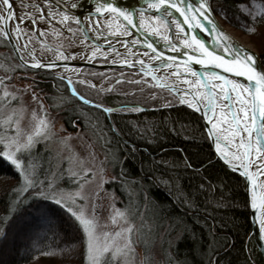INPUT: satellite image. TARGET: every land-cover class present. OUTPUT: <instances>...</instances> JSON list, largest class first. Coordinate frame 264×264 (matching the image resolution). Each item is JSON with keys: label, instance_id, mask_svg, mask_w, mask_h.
<instances>
[{"label": "snow or ice", "instance_id": "obj_1", "mask_svg": "<svg viewBox=\"0 0 264 264\" xmlns=\"http://www.w3.org/2000/svg\"><path fill=\"white\" fill-rule=\"evenodd\" d=\"M57 5L60 0H56ZM67 5V0H64ZM147 9L153 10L154 14L149 17L144 9L121 8L116 6L110 0H97L94 12H90L86 20L91 21L93 15L97 17H111L113 14L117 20H122L123 23H117L116 30L110 31V36L115 37H131L132 32L129 28L143 29L147 36H156L162 38L169 46L173 53H179L183 50V55L186 59L182 65L177 63V56H166L164 52L159 51L151 40L132 39L131 45H143L147 50L143 53L133 52L128 40H124L122 46L127 49L128 55L137 57L142 55L145 59L134 58L121 59V66L134 68L140 66L141 79H129L127 81L118 79L117 84L128 83L134 85H146L149 88H157L176 93L179 98V103L187 105L196 112H200L203 119L207 121L210 128L207 130L209 139L215 141V152L219 159L231 168L233 171L242 169L240 175L246 177L251 186V207L259 209V240L264 241V192L259 196L255 191L257 187V177H264V60L261 56L251 51L250 49L239 45L233 40L215 21L212 17L213 8L211 0H198V3L193 4L190 0H146ZM79 5L76 2L70 4L71 8H76ZM44 7L48 8L47 16L45 15ZM21 15L17 16L14 9V0H0V37L12 39L11 33H16L17 47L16 53H24L19 55L20 64L17 68L30 69H52L57 66V61H67L75 58V54H68L64 50V43L61 41L55 50L51 46L41 42V48L47 49L49 52H54L55 60H45L35 55V49L29 50V44L38 33L40 37H44L46 32L38 28V22H44L49 17H59L58 23L63 25L68 36L64 39L68 41V46H74L77 33L83 36L80 44L88 39L84 28L79 27L82 21L77 17L73 18L67 13V7L63 11H52V0H44V6L39 3H25L20 0ZM238 9L250 18L251 23L246 24L244 29L246 33L257 35L260 34L261 24H264V0L257 4L255 0H242L238 4ZM137 13L139 15V23L136 22ZM182 19H177L176 15ZM227 19L226 13L224 14ZM15 21L14 29L6 27V22ZM30 23L33 28L31 35L24 30L23 24ZM75 23L78 27L74 31L70 26ZM100 21L97 19L95 23H89L87 28L89 31H99ZM112 27L111 23L108 25ZM173 28H175V38L178 44L173 39ZM207 34L211 39L209 41L202 40L196 31ZM54 37H61L63 33L53 31ZM25 36L28 37L27 42L19 45V41ZM104 39L108 46V52H104L100 45L95 44L91 54L87 56L88 60H94L97 56H102L108 59V53H114L116 57H120L115 47L111 44L107 37L97 35L95 40ZM119 42V41H118ZM209 44L212 47H209ZM182 46V47H181ZM219 49L220 52L216 51ZM190 50V52L188 51ZM26 56L28 58H26ZM116 63V60L112 61ZM158 62V63H157ZM192 64L200 65L202 68L209 67L223 69L225 73H233L236 77H244L247 84L241 83L238 80L228 79L215 71L198 72L192 68ZM4 71H15L7 66L0 65ZM183 68V71H181ZM162 70H167L163 71ZM75 71V70H73ZM160 73V74H158ZM95 75V74H94ZM123 76V73H121ZM180 83L187 85L186 90H178L175 83H169L170 78H176ZM191 77V79L189 78ZM61 80L64 76H59ZM148 78L154 83L149 84ZM10 76L0 79V84L4 85L0 101H3V107L12 104L17 96L15 93L9 92L7 89L6 80H10ZM77 83L87 85L89 88L96 86L87 80H78ZM67 86L71 91V95L80 100L84 105H90L95 108H101L105 113H112L120 109L104 107L102 104L94 103L91 99L86 98L75 87L71 77L67 79ZM30 87V86H29ZM111 86L101 88L99 91L111 92ZM139 91L143 92L144 88ZM127 95V94H126ZM33 100H38V96L33 93ZM152 99H156L155 93ZM164 107H170L171 101H167ZM127 107V106H125ZM40 111L44 112L34 129L30 134H27L23 143L20 141V119L23 118L24 109L13 108L11 113L4 119L0 120V128L5 125L8 129L14 131V135L8 138L5 144L6 148L15 146V152L5 151L0 153L15 166L19 180L17 185L11 190V194L15 197L11 200L7 208V213L0 218V242L8 238L9 229L13 230V234L20 231H26L31 240V247L40 253V256L45 261L56 257H64L65 251L68 249L60 248L59 245L40 246V241L47 238L42 229L51 230L53 217L49 207L43 203L51 201L52 203L63 208L70 214L72 218L79 224L83 232L82 245L84 249L85 264H101V257L105 254H110L118 261L123 260L124 264H133L136 247L134 242V234L139 230L133 223L129 222L127 209L121 211L117 209L115 214L110 217L111 223L117 226L115 232L100 233L98 231L97 221L90 217L87 213L86 202L87 197L83 191L84 185L80 184V188L76 192L65 193L63 191L56 192L52 181H40L35 176L34 172L29 170V166L22 163L16 153L21 150H30L35 142V137L45 135L51 128V124L47 120V112L44 110L43 104H39ZM131 111L140 112L141 107H133ZM20 119H16L17 115ZM36 113L33 112L35 118ZM75 126V121L73 122ZM113 132L116 129L113 127ZM102 138V137H101ZM5 137H0V143H4ZM191 167L190 164L187 165ZM255 168V171L252 169ZM73 175H77L73 173ZM81 178L92 175L90 169H83L79 174ZM167 184L168 181H162ZM45 184L47 185L45 187ZM264 187V185H261ZM203 188V185H201ZM83 201L84 204L78 203ZM188 206L190 202L185 200ZM95 207H93V215ZM127 224V227H120L119 222ZM167 234V233H166ZM55 233L53 237L55 238ZM141 239L143 236L141 234ZM163 239V238H162ZM180 237H177L179 240ZM121 241H123L121 243ZM149 246L145 242V248ZM155 253L149 255L146 252L142 264H149L154 258ZM165 258L168 264H173V257L165 251ZM176 264H183L177 261ZM249 264H255V261L249 257Z\"/></svg>", "mask_w": 264, "mask_h": 264}, {"label": "trees", "instance_id": "obj_2", "mask_svg": "<svg viewBox=\"0 0 264 264\" xmlns=\"http://www.w3.org/2000/svg\"><path fill=\"white\" fill-rule=\"evenodd\" d=\"M241 2L211 0L213 12L225 24L248 35L264 60V24L260 34L246 33L244 26L251 20L239 11ZM255 2L260 4L261 0ZM0 41L1 48L10 49L6 40L0 37ZM84 69L89 70L85 76L101 82V86L89 88L72 79L77 90L93 102L119 111L105 114L84 105L69 93L63 80L46 70L16 71L31 74L32 87L57 114L65 131H87L98 141L113 173V179L105 183L106 189L116 194L120 206L131 214H142L154 231L161 233L165 264V251L173 257V264H249L250 256L255 264H264L251 234L245 180L216 159L200 114L180 104L173 92L116 83L118 79H141L142 74L135 70ZM109 86L111 92L99 91ZM153 93L156 99H152ZM167 101H171L170 107L163 106ZM133 107L143 110L131 111ZM31 152L21 157L23 163L37 178L47 175L51 152L40 146ZM36 169L44 173L38 174ZM18 180L15 166L0 155V218L15 198L11 190ZM43 203L49 207L53 222L50 231L41 230L47 238L40 241V246L66 248L64 257L35 259L40 253L31 247L26 231L13 234L10 228L8 238L0 242V264H85L79 224L65 209L51 201Z\"/></svg>", "mask_w": 264, "mask_h": 264}, {"label": "rangeland", "instance_id": "obj_3", "mask_svg": "<svg viewBox=\"0 0 264 264\" xmlns=\"http://www.w3.org/2000/svg\"><path fill=\"white\" fill-rule=\"evenodd\" d=\"M101 17L96 16V20L100 19V26L106 34H109L110 31L116 30L114 26L111 28L108 27V24H113L115 22V19L111 17H103L101 20ZM54 20L56 22L58 21L56 19ZM106 20H108L109 23L106 24ZM220 20L222 21L221 18ZM59 25L61 27H64L61 24ZM225 25L231 31H233L235 37H237L241 42L249 45L257 51L248 35L228 24ZM22 27L26 32L29 33V35H31L32 29L30 24H23ZM71 27L74 31L76 30V28H74L73 26ZM38 28L46 32V35L42 38L49 45L57 47V45L61 41H63L64 50L73 52L75 50H80L79 53L74 52V59L80 57L81 52L83 54H86L87 50H89V53H87V55H90L92 48L94 47L93 44H89L88 40H86L83 45L80 44V40H82L83 37H76L74 46L69 47L68 41L64 39L65 36H68L66 28L60 29L47 20L44 22H38ZM53 31H60L63 33V36L59 38L54 37L52 34ZM93 31L94 33L91 32L93 35H100L99 32L95 30ZM24 38L27 42L28 37L25 36ZM2 44L3 43L0 41V65L7 66L9 69L17 70V65L20 63L16 59L11 48H1ZM29 47L31 49L34 48L35 53L38 55L45 57L51 56L55 58L54 53L47 51V49L41 48V45L38 43L36 37L32 39ZM16 70L4 71L3 68H0V79L6 76H10L11 79L5 81V83L7 84V89L9 92L15 93L17 96V99L7 107H3V101H0V120L6 118L11 113L13 108L19 109L22 107L24 109L22 119H20L19 114L16 116V119H20L21 143L24 142L27 134H30L34 131L38 120L44 116V112L40 111L39 109V104H43L44 110L47 112V120L51 124V128L47 132L46 137L45 135L35 137V142L32 148L30 150H21V152L16 153V157L23 163L21 157H24L25 155L28 156L29 154L31 155V150L34 151L37 146H40L43 150L46 149L50 151L52 157L50 172L47 175L44 174V176L39 177L38 180L52 181L54 190L58 193L61 191L65 193L76 192L80 188V184H83V191L87 197V213L90 217L94 218L97 221L98 231L100 233L115 232L117 230V226H114L111 223L110 217L115 214V211L117 209L121 211H125L126 209L118 204L116 194L113 191L106 189L105 187V183L113 179V173L98 141L87 131H65L57 114L49 109V106L44 101L42 95L32 87V83L30 80L31 74L18 72ZM73 70L75 69H62L63 72L67 73H72L74 72ZM88 72L89 70L82 68L79 74L85 76ZM124 77L126 78L128 77V75H125ZM181 79H183V77L176 80L180 81ZM96 84L98 87L101 86V82H96ZM3 90L4 85L0 84V95H2ZM33 93L38 96V100H33ZM34 111L36 113L35 118L33 117ZM14 134V131L8 129L7 125L0 128V137L6 138L4 140V143H2L3 152H15V146H11L9 148L5 147V144L8 142V138H11ZM85 168L90 169L92 175L81 178L79 174L82 173L83 169ZM35 171L38 174H40L41 172L44 173V171H41L39 169H36ZM73 173H76L77 175H73ZM46 186L47 185L45 184V187ZM78 203L84 204L83 201H78ZM93 207H95L94 215ZM127 215L129 217V222L133 223L136 226V229L139 230L134 234L133 237L136 247V255L133 264H142L146 252L149 255L155 253L154 258L149 262V264H165V261L163 259V251L161 249V233L155 232L151 223L145 217H143L142 214H131L129 211H127ZM119 226L127 227V224L120 221ZM141 234L143 236V239L140 238ZM122 242L123 241H121V243ZM145 242L149 246L147 249L145 248ZM103 262H105L106 264H124L122 259L118 261L117 259H114L110 254H105L101 257V264Z\"/></svg>", "mask_w": 264, "mask_h": 264}, {"label": "water", "instance_id": "obj_4", "mask_svg": "<svg viewBox=\"0 0 264 264\" xmlns=\"http://www.w3.org/2000/svg\"><path fill=\"white\" fill-rule=\"evenodd\" d=\"M14 2H19L20 3V0H14ZM24 2L25 3H29V4H31V3H39L42 7L44 6V0H34V2H32L30 0H28V1L24 0ZM73 2H76L79 6L76 7V8H71L70 7V4L73 3ZM96 2H97V0H67V5L68 6H66L65 3H64V0H60V3L58 5L56 3V0H52V10H54V11H63L67 7V13L68 14L74 15L76 18L78 17L82 21L80 27L81 28H84L85 34L88 36V40H90L94 44L100 45L101 48H102V50H105L106 52H108L107 44L100 43V42H98V40H95V38L90 37L88 35L86 29H85V25H86L85 24V21L88 22V23H90V21L89 20H86L85 18L88 17V15H89L90 12H94V7H95ZM110 2H114L116 4V6L121 7V8H128L129 10L141 9L142 8V9H144L146 11V14L148 16H151V15L154 14L153 10H148L147 9L146 0H110ZM190 2H192L193 4H196V3H198V0H190ZM44 8L46 10H48L47 7H44ZM14 9H15L16 14L18 16L19 13L17 11L21 12V8H16L14 6ZM174 15H176L177 19H182L176 13H174ZM112 16L115 17L114 14ZM103 17L104 16L101 17V20H102ZM212 17H213V19L215 21L218 22V24L220 25V27L233 40H235L239 45H241L243 47H246V48L250 49L253 52L258 53L255 49H253L249 45L241 42L234 35H232L227 30L226 25L220 20V18L214 12L212 13ZM47 20L50 21L55 26H57V27L60 28V26L56 22H54L53 20H51L50 18H48ZM91 20H96V15H93L92 18H91ZM99 21H100V19H99ZM119 22L121 24L123 23L122 20H119ZM136 22L139 23V15H138V13H137ZM15 25H16V22L15 21H12V22H6V25L5 26L6 27H9L11 29L12 26H14V28H15ZM32 28H33V26H32ZM129 30L132 32V36L131 37H123V36H121V37H115V36L106 35L102 31H99L104 37H107L108 39H114V38L116 39V38H119V39H116L117 42L115 44H113V46L115 47V49L119 53H121V56L120 57H116L114 53H111L110 54V52H109L108 53V60L106 62H98V61H94V60H91L90 61L87 58L86 59H72V58H70L67 61H57V64L59 66H57L55 68H52V69L42 68L41 70H46V71H48L49 73H51L52 75H54V76H56L58 78H59V76L63 75L64 76L63 81L66 83V85H67V79H68V77H71V78H76V79H79V80H87V81H90L95 86H97V84L94 81H92L90 78L84 77V76H82V75L79 74L81 68H83V67H92V68H96V69L120 68V69L135 70V71H137V72L140 73V66L139 65H136L134 68H130V67H127V66H123L122 67L121 64L119 63V61L121 59H129V60H132L134 58L145 59L147 62L152 63V61H149L147 57H143L142 55H139L137 57H132V56L128 55L127 49L122 46V43H123L124 40H128L129 41V45L132 47L133 52L143 53L144 51L147 50L143 45H131V40L132 39L144 40L145 37L147 36V33L143 29L129 28ZM196 34L202 40L209 41L211 39L207 34L201 33V32H199V30L196 31ZM11 35H12V39H10V40L9 39H5V38L4 39L7 41L8 45L10 46V48H11L13 54L15 55L16 59L18 60V62L21 63V61L19 60V55L24 54V53H19V54L16 53L15 48L18 46L17 45V41H16V37H14V35L12 33H11ZM172 35H173V39L178 44L179 42L175 38L174 28H173ZM36 38H37L38 42L40 43V45H41V42L49 45L47 42H45V40L42 37L39 36L38 33L36 34ZM147 39L148 40H151L153 42V44L155 45V47L159 51L164 52L166 56H177L178 57L177 63H180L182 65L183 60L186 59V57L183 55V50L181 52H179V53H173V52H171L170 49H169L168 44L162 38H159V37H156V36H147ZM24 43H26V41H25L24 38L19 41V45H23ZM49 46H51V45H49ZM209 47L211 48L212 45L209 44ZM51 48L53 50H55L56 47L51 46ZM29 50H31L30 47H29ZM188 51L190 52V50H188ZM216 51L220 52L219 49H216ZM66 52L68 54H70V55L73 54L72 51H66ZM52 53H54V52H52ZM35 55L38 58L42 57L45 60V62H47L48 60H55V58L54 57H51V56L45 57V56L38 55L36 53H35ZM26 58H28V57H26ZM113 60H116V63H113L112 62ZM69 68H74L75 71L72 72V73H67V72H63L62 71V69H69ZM192 68L194 70L198 71V72H201V73H203L204 71H215V72L219 73L220 75H223V76L227 77L228 79L238 80L239 82L245 83V84L248 83L247 80H246V78H244V77H236L233 73H225L223 71V69H216V68H212V67H209L207 69H204L200 65H196V64H192ZM163 71H167V70H162V72ZM181 71H183V68H181ZM158 74H160V73H158ZM190 79H191V77H190ZM150 83H154V82L151 81V79H150ZM169 83L170 84L171 83H175L176 88L178 90H186L188 88L187 85L181 84L180 81L179 80H176L175 78H170L169 79ZM67 88H68V86H67ZM68 91L71 94V91H70L69 88H68ZM174 94L176 95V93H174ZM99 109H101V108H99ZM197 113L200 114V116L202 117V120H203V123H204V127H205V130H206V133H207V130L210 128V125L207 123V121H205L203 119V116H202V114L200 112H197ZM105 114H108V113H105ZM210 141H211L212 148H213V153H214L216 159L220 160L232 172H235L238 175H240V171H242V169H238L236 171H233L231 168H229L224 163L223 160H221V159H219L217 157L216 152H215V141L213 139H210ZM252 170L255 171V168H253ZM241 177L245 180V189H246V197H247L248 206H249L252 238H253L254 243H255L256 247L258 248V250L260 251V253L262 255V258L264 260V241H260L259 240V226H260L259 225V217H258L259 209H253L251 207V186L249 184V181L246 179V177H244V176H241ZM261 178L262 177H257V181H256L257 187H256L255 191L257 193V196H259L262 192H264V187L262 189H260L262 187L261 185H263V184H261V181H262Z\"/></svg>", "mask_w": 264, "mask_h": 264}, {"label": "bare ground", "instance_id": "obj_5", "mask_svg": "<svg viewBox=\"0 0 264 264\" xmlns=\"http://www.w3.org/2000/svg\"><path fill=\"white\" fill-rule=\"evenodd\" d=\"M117 20V19H116ZM91 23H93V21L91 20L90 21ZM95 23V22H94ZM115 23V24H114ZM113 23V25H114V28L116 27V25H117V23H120L119 22V20H117L116 22H114ZM227 28V30L232 34V35H234V33H233V31H231L228 27H226ZM86 29V31H87V33H88V35L90 36L91 35V33L89 32V30L87 29V28H85ZM99 31H102V28H100L99 29ZM174 31H175V28H174ZM235 36V35H234ZM92 38H95L93 35L91 36ZM237 38V37H236ZM116 39H119V38H116ZM238 39V38H237ZM239 40V39H238ZM113 41V40H112ZM105 44V43H104ZM95 45V44H94ZM108 47V46H107ZM82 53V52H81ZM87 53H89V50H87ZM87 53L86 54H83L82 53V55H83V58H85L86 57V55H87ZM110 54H111V52H110ZM190 78V77H189ZM262 179V181H261V184H263L264 185V177H262L261 178ZM263 187H261L260 189H262Z\"/></svg>", "mask_w": 264, "mask_h": 264}, {"label": "flooded vegetation", "instance_id": "obj_6", "mask_svg": "<svg viewBox=\"0 0 264 264\" xmlns=\"http://www.w3.org/2000/svg\"><path fill=\"white\" fill-rule=\"evenodd\" d=\"M72 17H73V16H72ZM73 18H74V17H73ZM106 22H107V21H106ZM107 23H109V22H107ZM71 24H75V23H71ZM77 27H78V26H75L74 28H76V29H77ZM79 27H80V26H79Z\"/></svg>", "mask_w": 264, "mask_h": 264}]
</instances>
